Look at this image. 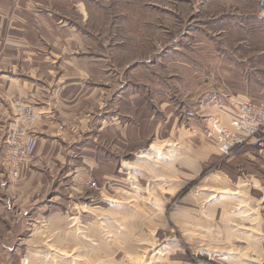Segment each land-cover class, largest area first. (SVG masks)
<instances>
[{
    "label": "rangeland",
    "instance_id": "374dc122",
    "mask_svg": "<svg viewBox=\"0 0 264 264\" xmlns=\"http://www.w3.org/2000/svg\"><path fill=\"white\" fill-rule=\"evenodd\" d=\"M258 2L0 0V182L7 183L0 187V242L32 247L36 264H236L222 259L229 256L264 264V157L253 150L222 156L207 138L210 120L228 118L231 98L264 90ZM71 77L86 90L66 92ZM42 83L63 92L46 95ZM109 86L117 88V126L95 144L110 152V164L86 163L85 174L63 178L65 166L36 155L34 129L44 113L32 100L49 103L50 132H60L67 146L72 141L59 124L82 127L86 137L87 115L108 99ZM64 98L84 100L66 108ZM30 135L32 158L10 163L8 141ZM169 143L173 156L162 154ZM149 148L168 158L140 154L148 162L144 175L131 178L124 168ZM61 154L66 165L81 166L66 147ZM226 189H240L243 201L257 206L258 242L223 227L236 220L234 202L222 197L236 193ZM46 199L49 206L27 211ZM6 202L12 212L2 208ZM0 257L34 263L23 251Z\"/></svg>",
    "mask_w": 264,
    "mask_h": 264
},
{
    "label": "crops",
    "instance_id": "0c3cea01",
    "mask_svg": "<svg viewBox=\"0 0 264 264\" xmlns=\"http://www.w3.org/2000/svg\"><path fill=\"white\" fill-rule=\"evenodd\" d=\"M259 18L260 20H263V15L262 13L259 14ZM83 79V78H82ZM71 80V81H69ZM81 78L79 77H71L67 80L66 83V92L69 91H75L77 92L76 95H78L82 90H86L85 87V82L81 81L82 83H80ZM30 81L34 84H36V86H38V81L37 80H31ZM44 88V93L46 95H48L49 90H51L52 94L56 95L61 92V89L57 88V85H54L53 87L51 86H47L44 85V83L41 84ZM95 90L98 89H104L106 90L105 87H97L95 86ZM95 90L92 91V95L94 96ZM112 92V93H111ZM116 92H117V88L116 87H111L109 86L108 88V99H106L105 101H102V103H96V107H97V113H93V112H89L88 113V117L91 118V125L88 126L87 128V136L84 137L85 135V131L84 129L78 128L76 127V129H67L66 127L63 129L62 124H59V128L62 131H65L66 133V138H70L68 140V142L71 140L72 143L65 146L66 145V141L64 142V137L60 132H50L55 130V127H51L52 126V122L49 119L50 118V111L52 109V107L50 108V105L47 101L43 100L42 102H40L39 100H32V102L35 103V108L38 111H41L42 113H44V116L39 120L38 124L35 126L34 129V133L37 137L40 138V141L37 142V148H36V155L37 157H44V158H52V163L53 165H61L65 166L62 168V173L61 174H66L63 178L68 177L72 174L79 176V175H83L86 173L84 164L88 163L90 165H94V166H101L103 163H108L110 164V152L105 150V151H101L100 147L98 145H96L95 140H96V136H98L101 133H108L111 134V132H115L116 130V126H117V114L115 112V104H116ZM243 94L241 95H237L238 97H244V98H248L249 100H253L255 99V101L260 102L261 100L264 101V90L261 91V95H255V96H250V94L248 92H242ZM111 96H112V100H111ZM263 96V97H262ZM235 97V96H234ZM258 99V100H257ZM63 103H61L62 107H69V103L72 106H75L77 103L81 102L84 100V98L79 99V100H75L72 99L70 101H68L67 99H63ZM254 101V102H255ZM69 102V103H68ZM114 109V110H113ZM83 117H85V114H82ZM89 122V121H88ZM83 125V124H82ZM57 130H58V125L57 123L55 124ZM84 126V125H83ZM52 128V129H51ZM93 137V139H91ZM87 141V142H86ZM65 143V144H64ZM56 144L60 145L59 146V150L54 151L53 154H50V151L52 148H56ZM62 147H66L67 149V156L69 159L73 160L75 163L80 162L81 166L76 164L75 166L73 165H68L69 163H67L66 165V157H64L61 154V148ZM176 145H174V143H169L167 144L166 148L164 149V153L162 154H166L169 155H174L175 152V148ZM142 154H145L147 158H152V160L154 161H158L161 159H166L168 157H165L164 155H162V157H159V153L155 152L152 148H149L147 151H140L135 157V163L134 164H128L126 165V167L124 168L127 171V174H129L131 176V178H134L133 176L136 175H144L143 170L141 169L143 167V165L148 164V162L143 159H138V156ZM107 158V159H106ZM151 162V161H150ZM140 166V167H138ZM60 167V168H61ZM67 167V168H66ZM140 168V169H139ZM44 172L42 169H37L36 170V174H40ZM142 177V176H141ZM6 180L2 179V181L0 182V187L1 190L3 192L4 187L6 186ZM229 190H234V189H226V191ZM224 191V190H222ZM234 193H236L235 196H231V195H225L222 196L224 199H226V201H232L234 202V206L231 207V214L233 215L234 218H236V220L232 221V222H227V223H223V227L228 230V231H235L240 235L243 236H247L249 237L252 242H255L258 240H260V234H258L260 231L258 228L257 223L254 222L255 220V211L257 206H253L250 205L248 203H246V201L244 200V195L242 194L240 189H235ZM54 191L51 193V195H54ZM221 197V198H222ZM45 202V203H44ZM52 200L51 199H46L43 200L41 202H39L38 204H35L33 206H31L27 211L29 213H36L37 211L41 210L42 206H49L48 203H51ZM110 203H115L116 201H109ZM154 202V201H153ZM109 205V209H113L119 207V209L122 208H126L127 204H121V205ZM116 204V203H115ZM15 205L9 203H4L2 208L5 211H9L12 212V210L14 209ZM129 207V206H128ZM26 214V213H25ZM24 214V215H25ZM250 221H252L253 223H250ZM0 223L2 225H4V221H0ZM13 223V222H12ZM15 223H19V221H15ZM10 224V223H8ZM14 224V223H13ZM165 249V248H164ZM162 250V252H164L165 250ZM31 250L33 251L34 249L30 246H25V245H20L17 244L16 246H11L8 245L6 242L1 241L0 242V253L2 254H8L9 257L16 251H23L25 252V255H28V258L31 262V260L34 262L33 264H36L37 261V252L34 250V253H31ZM205 253L207 254H214L215 251H210L208 249H203ZM27 251V252H26ZM200 252V251H198ZM155 253V252H154ZM32 254V255H31ZM155 255V254H154ZM228 256L231 254H227ZM224 260H227V262H235L236 264L238 263H242V264H254V259L251 258H242L244 261L242 262H238L236 257H226L222 258ZM240 260V259H239ZM4 260L0 257V264H4L3 262ZM31 264V263H30ZM149 264V263H148Z\"/></svg>",
    "mask_w": 264,
    "mask_h": 264
},
{
    "label": "built area",
    "instance_id": "2783aa9c",
    "mask_svg": "<svg viewBox=\"0 0 264 264\" xmlns=\"http://www.w3.org/2000/svg\"><path fill=\"white\" fill-rule=\"evenodd\" d=\"M258 6L264 19V0H259ZM231 107L227 119L216 117L210 120L207 138L222 156H229L235 150H253L264 157V101L256 103L235 96L231 98ZM35 144L33 135L24 141L12 137L7 143L10 163H28L33 156ZM197 264L206 263L201 260Z\"/></svg>",
    "mask_w": 264,
    "mask_h": 264
}]
</instances>
